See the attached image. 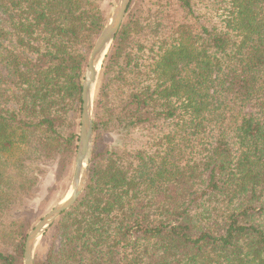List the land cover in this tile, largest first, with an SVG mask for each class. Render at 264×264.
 Wrapping results in <instances>:
<instances>
[{
  "label": "trees",
  "instance_id": "1",
  "mask_svg": "<svg viewBox=\"0 0 264 264\" xmlns=\"http://www.w3.org/2000/svg\"><path fill=\"white\" fill-rule=\"evenodd\" d=\"M113 2L0 0V219L17 182L1 166L76 160ZM144 3L102 65L85 188L34 264H264V0H174L179 22ZM26 237L0 264H22Z\"/></svg>",
  "mask_w": 264,
  "mask_h": 264
},
{
  "label": "rangeland",
  "instance_id": "2",
  "mask_svg": "<svg viewBox=\"0 0 264 264\" xmlns=\"http://www.w3.org/2000/svg\"><path fill=\"white\" fill-rule=\"evenodd\" d=\"M120 0H114L113 5L109 8V18L116 10ZM200 6V2L204 0H192ZM143 8L147 10L155 4L160 3L167 5V9L162 7L161 10L168 13L171 22H179L181 15L173 5L174 0H144ZM130 8V6H129ZM129 11V9H128ZM128 13V12H127ZM127 16V14H126ZM108 18V19H109ZM126 18V17H125ZM105 60V59H104ZM104 62V61H103ZM103 65V64H102ZM102 69V67H101ZM85 72V71H84ZM102 71L100 70L97 85L94 91L92 100V118L94 120V103L96 94L100 85ZM81 115V114H80ZM80 115L78 116V127L75 130L78 132L80 129ZM94 140V135H93ZM93 140L90 159L93 156ZM123 144V136L119 133L105 134L101 137L97 144V149L104 150L106 148L118 147ZM78 148V145H77ZM77 155V154H76ZM74 163L62 164L58 161H52L45 164L34 162L29 164L28 169L24 172H17L11 170L10 166H1V171L9 174L12 178L17 179L14 188L7 191V196L11 199L9 209L3 214L0 219V251L4 253H14L16 245L21 239L33 229V227L54 207L66 200L73 188L74 177ZM88 177V174H87ZM28 178L35 179V185L32 189H20L21 186L27 187ZM87 181V180H86ZM86 185V183H85ZM85 188V186H84ZM83 188V190H84ZM82 190V192H83ZM82 194V193H81ZM60 217V216H59ZM58 217V218H59ZM57 218V220H58ZM57 220L47 229L43 237H41L33 252V264L38 261H43L47 252L50 250L54 239L52 238L53 228ZM25 242V241H24ZM55 244V242H54ZM23 264V259H22Z\"/></svg>",
  "mask_w": 264,
  "mask_h": 264
},
{
  "label": "water",
  "instance_id": "3",
  "mask_svg": "<svg viewBox=\"0 0 264 264\" xmlns=\"http://www.w3.org/2000/svg\"><path fill=\"white\" fill-rule=\"evenodd\" d=\"M132 0H120L96 39L90 52L81 93V115L77 155L75 160L73 188L70 196L48 212L29 232L24 243L23 264H33V252L38 240L47 229L68 211L80 197L87 180L93 140L92 100L103 61L113 44L128 12Z\"/></svg>",
  "mask_w": 264,
  "mask_h": 264
}]
</instances>
